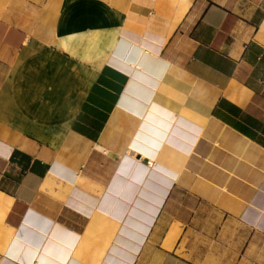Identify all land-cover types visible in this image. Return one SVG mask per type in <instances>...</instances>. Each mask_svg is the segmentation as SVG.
<instances>
[{
    "label": "crops",
    "instance_id": "obj_1",
    "mask_svg": "<svg viewBox=\"0 0 264 264\" xmlns=\"http://www.w3.org/2000/svg\"><path fill=\"white\" fill-rule=\"evenodd\" d=\"M0 264H264V0H0Z\"/></svg>",
    "mask_w": 264,
    "mask_h": 264
},
{
    "label": "built area",
    "instance_id": "obj_2",
    "mask_svg": "<svg viewBox=\"0 0 264 264\" xmlns=\"http://www.w3.org/2000/svg\"><path fill=\"white\" fill-rule=\"evenodd\" d=\"M147 163H148V164H151V163H152V161H151V160H147Z\"/></svg>",
    "mask_w": 264,
    "mask_h": 264
}]
</instances>
